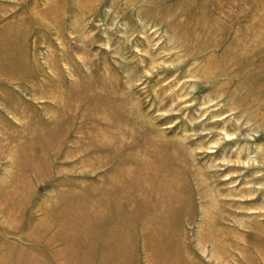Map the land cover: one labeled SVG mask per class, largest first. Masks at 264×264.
I'll return each mask as SVG.
<instances>
[{
	"label": "rangeland",
	"instance_id": "obj_1",
	"mask_svg": "<svg viewBox=\"0 0 264 264\" xmlns=\"http://www.w3.org/2000/svg\"><path fill=\"white\" fill-rule=\"evenodd\" d=\"M98 165L108 199L177 207L264 264V0H0V232L33 243L35 200L73 192L81 231Z\"/></svg>",
	"mask_w": 264,
	"mask_h": 264
},
{
	"label": "crops",
	"instance_id": "obj_2",
	"mask_svg": "<svg viewBox=\"0 0 264 264\" xmlns=\"http://www.w3.org/2000/svg\"><path fill=\"white\" fill-rule=\"evenodd\" d=\"M99 165L84 168L89 182L85 183L82 191V230L77 232L73 229L74 192L62 199L63 206L56 208V205H50L45 213L42 199L37 198L33 243L26 245L24 240V237L31 238L30 232L22 233L23 237L17 236L20 232L16 233V230L8 233L10 237L6 232H0L3 235L0 240L4 239L0 243V264L236 263L234 231H197L191 236L185 211L181 213L177 207L172 212L163 207L157 212L154 209L149 211L145 209L143 200V203L139 199L129 203L122 201L118 191L115 196L113 194V199H108L109 195L101 183L92 184L105 170ZM0 186V195L3 196L0 197V223H4L6 215L11 214L8 207H11L12 188L5 182ZM14 187L13 190L20 191ZM22 196L21 199L19 195L16 207L23 209L29 195L25 193ZM191 237L194 242H191ZM245 257L243 255L242 263H245Z\"/></svg>",
	"mask_w": 264,
	"mask_h": 264
}]
</instances>
